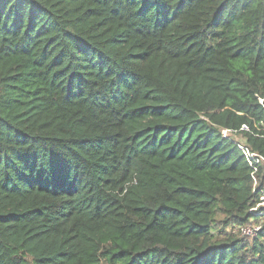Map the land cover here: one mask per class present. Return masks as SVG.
I'll list each match as a JSON object with an SVG mask.
<instances>
[{
	"label": "trees",
	"instance_id": "trees-1",
	"mask_svg": "<svg viewBox=\"0 0 264 264\" xmlns=\"http://www.w3.org/2000/svg\"><path fill=\"white\" fill-rule=\"evenodd\" d=\"M238 146L264 0H0V264H264Z\"/></svg>",
	"mask_w": 264,
	"mask_h": 264
},
{
	"label": "built area",
	"instance_id": "built-area-1",
	"mask_svg": "<svg viewBox=\"0 0 264 264\" xmlns=\"http://www.w3.org/2000/svg\"><path fill=\"white\" fill-rule=\"evenodd\" d=\"M260 103H262V100H260ZM241 130H247L245 126H242ZM222 137H229L231 134V131L228 129H224L221 131ZM239 149L243 152L246 160L252 164H256L259 161H264V159L257 154L250 152L247 148L238 146ZM261 207H264V194L260 197V203L257 205L256 208H254L252 211L256 213V220L259 221H252V223L247 224L245 226H242L239 228V234L240 236L251 238L256 236L258 231L261 229L262 225L264 224V214L259 210Z\"/></svg>",
	"mask_w": 264,
	"mask_h": 264
},
{
	"label": "rangeland",
	"instance_id": "rangeland-1",
	"mask_svg": "<svg viewBox=\"0 0 264 264\" xmlns=\"http://www.w3.org/2000/svg\"><path fill=\"white\" fill-rule=\"evenodd\" d=\"M252 223V222H251ZM248 224H250V223H248ZM263 226V225H262Z\"/></svg>",
	"mask_w": 264,
	"mask_h": 264
}]
</instances>
